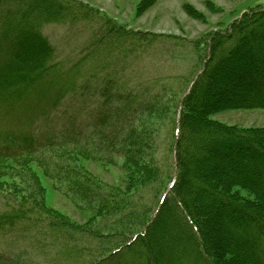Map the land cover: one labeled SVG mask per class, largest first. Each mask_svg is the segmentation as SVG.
Listing matches in <instances>:
<instances>
[{"label":"trees","instance_id":"trees-1","mask_svg":"<svg viewBox=\"0 0 264 264\" xmlns=\"http://www.w3.org/2000/svg\"><path fill=\"white\" fill-rule=\"evenodd\" d=\"M33 2L26 4V10L22 11L15 3L22 4L24 0H0V115H4L10 125V128L0 127V159L40 164L42 170L51 173V177L54 175L77 208L94 212L100 223L92 225L97 226L96 229L91 225L88 229L70 223L66 216L43 211L38 201L11 203L0 210V264L27 263L12 252L13 242L22 239L32 241L28 245L30 251L52 249L46 257L53 253L51 257L56 261L58 257V264H166L173 255L168 252L170 257L165 256L162 249L177 251L185 246L191 250V245L196 248V262L227 264L225 253L233 249L239 255L240 250L236 243L228 250L220 244L217 227L212 219L205 218L206 213L213 212L212 206L219 216L225 211L232 216L230 219L244 220L245 225L248 223L261 230L256 245L264 252V179H261L264 175V130L230 127L211 120L212 113L224 110L264 108V12L245 15L229 33H214L207 41L209 48L204 52L200 68L179 90L174 106L168 185L173 184L168 190L164 188L158 201H154L155 207L146 214L145 208L139 211V205L134 207L139 195L145 193L140 190H148L151 181L158 183L164 175L155 152L165 128L158 130L160 127L150 121L153 117L163 119L168 115L169 99L176 88L172 85L178 78L157 75L149 79L143 74L127 73V68L135 61L136 55L132 54L135 46L149 51L157 45L164 51L171 39L164 36L136 39L134 34L117 30L110 22L73 1ZM81 21L102 25L91 31V46H99L72 66L64 67L56 61L55 47L44 35L43 28L50 24L74 26ZM125 39L126 44L131 45L126 52V73L122 69L99 75L95 56L107 52L109 46L120 50V43ZM105 64L106 70H110L112 63ZM67 98L70 105L62 114L70 118L69 126L61 125V129L37 135L31 129L36 119L30 106L42 109L37 114L44 118ZM40 101L44 102L45 109L37 107ZM16 105H25L26 112L13 113ZM82 118L89 121L90 131L85 134L83 129L84 135L80 136L77 123ZM197 126L205 130L204 138L194 130ZM184 137L195 138L198 145L185 144L183 147ZM142 152L147 153L145 159ZM192 152L199 154L197 158H191ZM66 153L71 154L73 162V157L91 160L109 157L112 161L123 159L124 166H134L139 155L145 162L143 167L136 165L137 179L128 172V186L124 191L114 187L98 194L100 188L93 177L83 173L80 167L64 164ZM186 155L189 159L185 160ZM204 162L209 167L198 168ZM190 179L197 182L198 190L201 189L208 200L203 203L199 200L198 204L191 201L194 184ZM218 179L228 181L216 186L211 184ZM230 183L251 190L258 202L238 204L240 199L225 189ZM126 195H129L127 202ZM189 204L192 215L188 212ZM164 213L167 214L164 222L172 220L175 223L177 219L188 226L192 231V243L183 234L175 239V244L172 240L159 242L154 239L156 226ZM127 218L135 220L137 227L148 219L151 224L129 241L126 236L121 237L113 246L123 245L103 255L108 250L103 249L100 242L114 241L118 235L126 233L129 230ZM172 227L178 228V224ZM28 231L30 235L24 233ZM195 233L206 237L205 245L197 240ZM171 234L174 235L175 230ZM4 235L11 239L5 244ZM211 235L217 240L209 245ZM48 237L56 238L58 253L56 247L48 245ZM3 249L11 251L12 259L3 256ZM178 257L180 261L189 260L186 256ZM255 264H264V260L255 261Z\"/></svg>","mask_w":264,"mask_h":264},{"label":"rangeland","instance_id":"rangeland-1","mask_svg":"<svg viewBox=\"0 0 264 264\" xmlns=\"http://www.w3.org/2000/svg\"><path fill=\"white\" fill-rule=\"evenodd\" d=\"M33 1L34 0H24V3L22 4L15 3V6H18L22 9V11H25V5L28 3L33 4ZM66 1H73L75 5L82 6L89 12L94 13L98 18L110 22V25L115 27L117 30H124L134 34L136 39L154 36H164L171 39L164 51L162 47L157 45H154L149 51H146V49L137 48L135 46V52L132 53L133 55H136V58H134L135 61L133 60L130 62V66L127 68V73L133 72L139 75L143 74L145 78H149L151 76L157 77V75H167L172 79L178 78L177 81L172 85V87L176 88L173 89L174 95L171 97V99H169L168 115L166 114V117L163 119H157V117H153V119L150 121V123L152 122L155 126L160 127L158 130H161L162 127L165 128L163 129L164 136L162 134L160 135L163 137L158 143V147L156 148L155 152V154L158 155L159 161L161 162L160 167L164 169V175L158 183L154 182L152 184L151 181L148 190H140L141 192L143 191L145 193H141L139 195L137 204H135L134 207L139 205V211H142L145 208L144 211H147L144 213L147 214L151 207H155L153 206L154 201L155 203L156 199L158 201V198L164 188L166 187L168 190L172 184V182H169L170 184L168 185V177L171 173V121L175 109L174 106L176 99L180 95V93H178L179 90H181L182 87H185L186 83L190 80L191 75L200 68L201 63L205 58L204 52L209 48L210 43L207 41H209L212 34L217 32H220L221 34L229 33L233 29L234 25L238 24L245 15H250L255 12H264V0ZM101 26L102 25L96 22L89 23V21H81L74 26L50 24L44 26L43 33L50 43L55 47L56 61H58V63L64 67H70L74 64V62L85 57L87 53L97 50L99 45L91 46L92 42L90 38H93L91 31L94 29L97 30ZM120 45V50L116 48H114V50L113 46H109L107 52L102 55L95 56V65L97 67L96 70L98 71L99 75L104 74L105 72H110L111 70L118 72L122 69L123 72L126 73V52L131 45L128 43L126 44V39L122 40ZM132 54H129V57L132 56ZM107 62L110 64L112 63L110 70H106L105 68V63ZM118 64H120V66ZM144 77L143 80L145 79ZM68 101L69 99L67 98V101H65L59 108H57L53 113L49 112L44 116V118L37 114L39 112L41 113L42 109H34L35 106H30L33 107V109L30 111H33V117L35 116L36 119V123L33 127H31V129L33 131L35 130L34 132H37L36 134L39 135L43 132L49 131L50 129H61V125L68 127V121L70 118L65 116V114H62V111H64V109L70 105ZM210 101L211 99H209L208 103ZM43 104L44 102L40 101L37 107L41 106V108H43ZM14 108L15 110H13V113L19 112L21 114L26 106L16 105ZM43 109H45V107ZM25 112L26 111H24V113ZM7 120L4 118V115H0V127L10 128V125H7ZM211 120L220 122L223 125L230 127L236 126L246 130H264V108L224 110L215 114L212 113ZM88 123L89 121L87 122L86 118L80 119V121L77 123L80 136L84 135L83 129L86 131L85 134L90 131V128H87ZM197 127L198 128H194V130H196L198 134H202V137L204 138L205 130L203 131L202 126ZM185 144L198 145L195 138L193 140V138L189 137H184L182 140L183 147ZM141 154L145 159V155L147 153L142 152ZM70 155L71 154L66 153V156H64V164H71L72 166H76V168L80 167L84 171L83 173L93 177L92 179L94 180V183L98 184V187L100 188L98 194H103L104 190L114 187L121 192L124 191L128 186V172H131V176L137 179V166L143 167L145 162L144 159H141L142 155L136 157V161H134L135 159L133 160L137 166H124L123 159L116 158L112 161V158L107 156L105 157L109 159L103 158L102 160L73 157L75 160L73 162L70 160ZM198 155L199 154L192 152L191 158H197ZM254 157L260 160L259 157L255 155ZM185 158L189 159L187 158V155L184 157V159ZM39 165L40 164L29 162L24 163L21 160L0 159V210L6 209V206H9L11 203H15L17 205L18 203H22L24 201L34 200L42 204L43 211L58 213L60 215L66 216L68 217L70 223L77 224V226H86V228L90 229L89 226L91 225L90 227H94L93 229H96L100 223V218L95 216L94 212L92 211L77 208L74 205L73 200H71V196L69 197V195L65 193L64 188L61 187L60 183L56 181L54 175V178L51 177V173H46L40 168ZM202 167H209V164L206 162H204L202 165L199 164L198 168ZM261 179H264V175H262ZM190 180L194 184L191 201L198 204L199 200L200 203L208 200L206 199V194L203 192L201 193V189L200 191L198 190L196 185L197 182L192 179ZM227 181L228 180L218 179L211 184H215L216 186L219 182L222 184L223 182ZM10 189H12V192H15H10ZM225 189L228 190L230 194L236 195L240 199V201L238 200V204H253L258 202L257 196L251 190L244 187L230 183L228 188ZM126 196L127 202L129 195ZM197 199L198 201H196ZM210 209H213V212L206 213L205 218L212 219L214 225L217 227V232L220 236V244L225 249H231L233 247L232 244L236 243L235 246L240 250L239 253L244 255V257H240V254L236 255L233 249H231L224 255L225 259L229 261L227 264H255V261H260L261 259L264 260V252L261 251L256 245L258 243L257 241L261 230H256L257 228L249 226L248 223L245 225L244 220H236L235 218L230 219L232 216H230L225 211L220 212L221 214L219 216V212H214V209H216L214 206H212ZM188 210V212L192 215L190 204ZM151 212L152 210L150 213ZM164 214V217L158 221L155 229L157 230V233L159 231L161 237L160 234L155 233L154 239L159 242L161 240L166 242L172 240L173 244H175V239L178 238L179 235L183 234V236H188L189 238L187 239H191L192 243L193 238H190V233L192 231L189 230L188 226L184 222L182 223L177 219L174 220L175 223H173L172 220H165L164 222V219H166L167 216L166 213ZM92 215L95 217L93 218ZM147 218L148 217H146V219ZM188 218H190V216H188ZM130 221H133L132 225H128V222ZM94 223H97V226H92ZM134 224L135 220L127 218L126 227H128L129 230H126V233L118 235L119 238L115 239L114 241L107 239L101 241L100 246L104 245L103 249L108 250L102 254L108 255L109 252H112V250L119 249L123 243H118L116 246H113V244L118 242L121 237L126 236V241H129L135 233L141 231L144 232L146 227L149 226L151 222L149 219L144 220V222H141L140 227H137V224ZM174 224H178V228L171 229L172 225ZM230 226H232V230L230 229ZM173 230H175L174 235L171 234ZM28 232L24 233L30 235L31 231ZM195 235L198 237L197 240L199 242H204L205 245L207 242L206 237L196 233ZM240 236L243 238L242 241L239 239ZM106 237L108 236L106 235ZM208 238L210 239L209 245H211L212 242H216L217 240L215 237L213 238V236L212 238ZM2 240H5V244L11 239L6 236ZM56 242L57 241L55 237H48V245L56 247V251L58 253V249L60 248L57 247ZM107 242L108 244H106ZM30 244H32V241L28 239H26V241L22 239L19 242H13V254L20 257V260H27L26 264H58L59 258L57 257V262L55 259L53 260V257H51L54 255L53 253L51 256L46 257L48 256L49 252H52V249L48 248L44 251L41 250L38 252L30 251L28 247ZM191 246V250L187 249L185 246H182L181 249H178L177 251H174L173 249H169L170 251L168 249H162L161 252L164 253L165 256H169L168 252H172L173 255V260L171 258V260H169L166 264H205L203 262L195 261L194 258L196 256V248H194L193 245ZM199 249L203 254V249H201V247H199ZM3 256L7 259L9 257L12 259L10 250H4ZM178 256H186V258L189 260L180 261V257ZM49 259L52 262L48 263Z\"/></svg>","mask_w":264,"mask_h":264}]
</instances>
